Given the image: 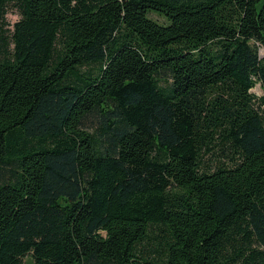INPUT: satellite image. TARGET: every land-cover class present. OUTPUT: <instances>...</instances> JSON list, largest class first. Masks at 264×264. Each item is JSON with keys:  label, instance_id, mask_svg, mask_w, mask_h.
I'll return each mask as SVG.
<instances>
[{"label": "trees", "instance_id": "1", "mask_svg": "<svg viewBox=\"0 0 264 264\" xmlns=\"http://www.w3.org/2000/svg\"><path fill=\"white\" fill-rule=\"evenodd\" d=\"M0 264H264V0H0Z\"/></svg>", "mask_w": 264, "mask_h": 264}, {"label": "rangeland", "instance_id": "2", "mask_svg": "<svg viewBox=\"0 0 264 264\" xmlns=\"http://www.w3.org/2000/svg\"><path fill=\"white\" fill-rule=\"evenodd\" d=\"M155 19H158V21L160 22H163L164 21V18L161 17V16H158L156 14H153L152 15ZM21 15H20V12L14 7V6H11L8 10V13L6 15V18L8 20V22L10 23V26L12 27V25L18 21L20 19ZM254 93L257 95V96H262V91L260 89V87L258 86L256 89H254Z\"/></svg>", "mask_w": 264, "mask_h": 264}]
</instances>
